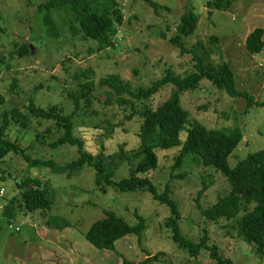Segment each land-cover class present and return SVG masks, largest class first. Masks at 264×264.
Segmentation results:
<instances>
[{
    "label": "rangeland",
    "instance_id": "374dc122",
    "mask_svg": "<svg viewBox=\"0 0 264 264\" xmlns=\"http://www.w3.org/2000/svg\"><path fill=\"white\" fill-rule=\"evenodd\" d=\"M46 1L0 0V95L6 99L0 104V127L5 112L17 109L28 114L31 99L39 107L57 104L64 114H71L75 108L68 94L78 92L90 81L94 86L93 106L86 109L82 104L73 119V132L83 140L84 150L95 155L115 153L125 145L131 160L118 170L117 181L128 178L140 160L134 154L140 151L142 120L139 116L127 119L133 112L131 103L120 106L117 96H110V90L100 87L99 80L117 75L136 90L149 87L168 69L182 77L191 74L192 54L182 55L171 43L185 13L194 12L199 17L196 32L184 37L187 48L201 41L202 54L210 65L218 68L229 64L238 89L264 100V51L252 54L246 46L256 28L264 29V0H234L221 10L216 9L217 0H155L170 7V11L159 9L158 13L145 0H117L125 23L118 28L116 47L102 52H98L95 41L70 34L72 14L66 7L53 10L58 33L51 36L40 11ZM209 1L212 6H208ZM23 44L32 48L25 57L16 52ZM173 91L169 86L150 100H134V107L155 110ZM182 104L190 112V123L180 133L182 145L191 124L198 123L208 130L243 132V142L229 159L232 168L250 154L264 150V106L247 108L246 98L232 97L207 80L201 81L194 92L184 93ZM60 134L55 122L33 119L28 128L11 122L5 137L19 143L32 158L66 164L77 159L79 153L71 145L50 147ZM38 135L44 138L43 144L38 142ZM181 148L156 149L157 168L140 176L150 180L158 193L171 184L182 214V232L192 242L199 243L207 232L209 244L216 245L225 259L234 264H264V253L239 235L238 221L245 210L233 221L206 220L202 212L230 194V182L214 167L204 166L195 154L188 155L182 167H176ZM95 176L90 166L68 178L50 168L31 167L21 154L11 153L0 159V264L214 263L210 251L203 250L193 258L173 240L172 231L164 227L171 210L151 193H121L112 187L103 190L96 185ZM27 178L40 179L42 186L55 194V204L36 212L17 204L15 217H4V208L13 197L22 202L20 186ZM105 211L124 218L131 226L137 225L136 211L145 219L147 229L140 238L129 235L121 239L113 250L97 249L87 241L86 233L105 217ZM157 254L158 259L144 262Z\"/></svg>",
    "mask_w": 264,
    "mask_h": 264
},
{
    "label": "trees",
    "instance_id": "16d2710c",
    "mask_svg": "<svg viewBox=\"0 0 264 264\" xmlns=\"http://www.w3.org/2000/svg\"><path fill=\"white\" fill-rule=\"evenodd\" d=\"M145 1L152 6L155 13H158L159 9L170 11L169 5L159 4L155 0ZM233 2L234 0H217L214 3L216 9L221 10L225 5L231 6ZM207 4L213 5L212 1ZM63 7L69 9L72 14L68 26L72 36L82 34L85 38L95 41L98 44V52L116 47L118 28L125 23L124 12L117 0H47L41 4L40 11L44 13V24L51 36L58 33L53 10L63 9ZM198 23L199 17L194 12L185 13L178 26V35L171 39V43L180 50L182 55L192 54L194 70L188 76L176 75L168 69L165 75L153 81L149 87H140L136 90L117 75H110L99 80V86L108 88L110 96H117L120 106L131 103L133 112L127 116V119L131 120L139 116L142 120L138 133L141 142L140 151L134 154V158L140 157V160L136 167L130 170L128 178L120 181L115 179L118 170L131 160L126 153L125 145H122L118 152L110 154L101 152L95 155L86 152L83 140L74 135L75 114L81 111L82 104L86 109L93 106L94 86L90 81L83 83L78 92L68 94L75 108L71 114H64L63 109L57 104L49 108L39 107L33 99L28 104V114L17 109L5 112L0 127V159H4L11 153L21 154L31 167L50 168L52 172L65 174L68 178L79 175L85 166H90L96 172V185L103 190L106 187H112L121 193L148 191L159 204L170 208L171 216L164 222V227L172 231L173 240L182 249L187 250L193 258H197L203 250L210 251V258L214 260L212 264H234L231 259L224 258L216 245L209 244L207 232H204L199 243L192 242L183 234L180 206L173 197L170 183L163 193H158L156 186L150 180L140 176L157 168L156 149L170 150L182 146L176 163V167L179 168L182 167L188 155L195 154L204 166L214 167L222 172L231 186L228 196L219 198L214 206L202 212L206 220L216 223L221 220L233 221L245 210L244 216L238 221L239 235L247 243L256 244L259 253H264V150L250 154L232 168L229 159L244 140V134L239 129L231 132L208 130L194 123L191 124L186 142L182 145L180 141L181 131L190 123V112L183 107L182 96L186 92H194L198 89L203 80L212 82L232 97L246 98L247 108L254 104L264 106V100L258 101L249 92L238 89L235 72L229 64H223L218 68L209 64L202 54L201 41L197 42L192 49L187 48L184 37L193 35ZM246 46L252 54L262 53L264 29L256 28L248 36ZM16 52L25 57L32 52V48L30 44H23ZM11 86L15 89V83ZM169 86L174 87L170 98L160 103L155 110L149 106L135 109L134 100H150ZM5 101V97L0 95V104ZM33 119L55 122L61 134L54 142L49 143V146L52 148L64 145L77 147L79 157L66 164H59L53 159L32 158L19 143L11 142L5 137L11 122L28 128ZM43 139L38 135V142L43 144ZM20 187L22 202L13 197L4 208V217L11 219L15 217L17 204L24 205L30 212L48 210L55 204V194L48 188H44L40 179L27 178ZM202 193L203 191H200L199 195ZM134 214L137 225L131 226L124 218L105 211V217L94 222L87 231V241L97 249L113 250L118 241L129 235L142 237L147 229L146 221L138 212L135 211ZM158 257L159 254L148 257L144 262L156 260Z\"/></svg>",
    "mask_w": 264,
    "mask_h": 264
},
{
    "label": "built area",
    "instance_id": "2783aa9c",
    "mask_svg": "<svg viewBox=\"0 0 264 264\" xmlns=\"http://www.w3.org/2000/svg\"><path fill=\"white\" fill-rule=\"evenodd\" d=\"M4 191H5L4 189H1V194H4Z\"/></svg>",
    "mask_w": 264,
    "mask_h": 264
}]
</instances>
